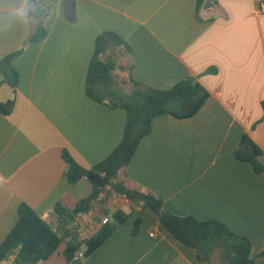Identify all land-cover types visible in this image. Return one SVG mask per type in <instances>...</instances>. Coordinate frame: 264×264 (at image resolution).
<instances>
[{
	"label": "crops",
	"instance_id": "0c3cea01",
	"mask_svg": "<svg viewBox=\"0 0 264 264\" xmlns=\"http://www.w3.org/2000/svg\"><path fill=\"white\" fill-rule=\"evenodd\" d=\"M40 1L50 7L42 41L26 43L32 22L0 31V60L19 51L15 92L0 85V102L14 99L12 112L0 115V244L21 203L53 223L56 204L69 212L90 195L85 179H65L63 153L88 169L120 143L126 111L85 92L95 40L109 31L129 46L114 50L113 76L124 90L130 79L165 89L192 76L209 93L191 117H155L117 181L159 198L172 214L221 222L250 241L253 264H264V0ZM243 135L260 149V173L236 157ZM116 211L125 221L77 264H207L151 209L109 187L76 217L75 235L89 238ZM64 248L38 264H72Z\"/></svg>",
	"mask_w": 264,
	"mask_h": 264
},
{
	"label": "trees",
	"instance_id": "16d2710c",
	"mask_svg": "<svg viewBox=\"0 0 264 264\" xmlns=\"http://www.w3.org/2000/svg\"><path fill=\"white\" fill-rule=\"evenodd\" d=\"M40 14L32 21V30L26 43H37L45 36V23L50 15V7L40 1ZM129 46L114 32H103L95 40L85 84L86 95L109 108H122L126 111V122L120 143L102 161L91 168L79 166L69 155L63 153L66 163L65 179L74 184L85 179L91 186L88 197L75 203L69 212L56 204L53 212L55 222L51 223L21 203L17 208V221L0 244V263L38 264L51 256L61 243L65 244L63 255L67 261L77 264L74 255L84 246L83 258L99 247L126 217L119 211L110 216V221L99 227L94 235L79 241L74 232L73 222L80 214H86L100 203V195L109 187L140 208L151 209L161 225L186 247L196 252L198 261L207 264H253L250 257V241L231 232L216 220H198L192 216H179L168 212L162 201L150 194L131 189L117 181L118 174L130 163L140 141L152 130L155 117L168 114L175 118L193 116L207 100L208 91L196 77L188 76L169 88L160 89L136 82L132 79L129 91L114 78L118 67L114 50ZM19 51L10 53L0 60L2 83L9 84L13 92L18 86V73L11 61ZM14 107V99L0 102V115H9ZM260 149L243 135L236 151V157L252 163L256 172L262 166L256 157ZM105 215H109L103 210ZM137 227V223H136ZM260 255H264L261 252Z\"/></svg>",
	"mask_w": 264,
	"mask_h": 264
},
{
	"label": "clouds",
	"instance_id": "9594fccd",
	"mask_svg": "<svg viewBox=\"0 0 264 264\" xmlns=\"http://www.w3.org/2000/svg\"><path fill=\"white\" fill-rule=\"evenodd\" d=\"M40 11V0H0V31L29 25Z\"/></svg>",
	"mask_w": 264,
	"mask_h": 264
},
{
	"label": "built area",
	"instance_id": "2783aa9c",
	"mask_svg": "<svg viewBox=\"0 0 264 264\" xmlns=\"http://www.w3.org/2000/svg\"><path fill=\"white\" fill-rule=\"evenodd\" d=\"M258 11H259L260 13H264V3H260V5H258ZM107 222H108V218H107V217H104V218L100 221L101 224H105V223H107ZM76 237H77V239H78L79 241H84V240L88 239V237H87V235H86V232H80V233H77ZM82 258H83V252H82V251H79V252H77V253L74 255L73 260H74V261H79V260H81Z\"/></svg>",
	"mask_w": 264,
	"mask_h": 264
},
{
	"label": "rangeland",
	"instance_id": "374dc122",
	"mask_svg": "<svg viewBox=\"0 0 264 264\" xmlns=\"http://www.w3.org/2000/svg\"><path fill=\"white\" fill-rule=\"evenodd\" d=\"M8 260H4L3 262H1L0 264H7Z\"/></svg>",
	"mask_w": 264,
	"mask_h": 264
}]
</instances>
